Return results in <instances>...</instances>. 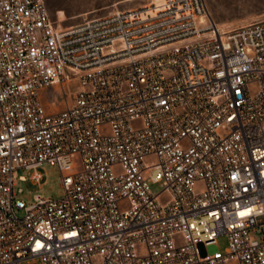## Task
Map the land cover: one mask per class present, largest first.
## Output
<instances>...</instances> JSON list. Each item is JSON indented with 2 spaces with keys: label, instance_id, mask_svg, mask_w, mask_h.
<instances>
[{
  "label": "built area",
  "instance_id": "2783aa9c",
  "mask_svg": "<svg viewBox=\"0 0 264 264\" xmlns=\"http://www.w3.org/2000/svg\"><path fill=\"white\" fill-rule=\"evenodd\" d=\"M42 165L62 193L26 202ZM0 264H264V16L160 0L60 25L0 0Z\"/></svg>",
  "mask_w": 264,
  "mask_h": 264
},
{
  "label": "rangeland",
  "instance_id": "374dc122",
  "mask_svg": "<svg viewBox=\"0 0 264 264\" xmlns=\"http://www.w3.org/2000/svg\"><path fill=\"white\" fill-rule=\"evenodd\" d=\"M52 19L60 25L76 23L84 18L102 15L116 9L140 6L160 0H45ZM207 10L213 22L221 28H229L246 23L264 16V0H205ZM60 84L54 85L43 92V101L48 109H61L71 99L68 95H59ZM56 94V95H55ZM52 95V97H51ZM54 95V97H53ZM41 174L39 181H32L29 176L32 170H19L27 176L25 181H18V186L23 187L19 194L26 202L33 199L35 193L43 196L57 197L62 193L60 174L52 165H42L37 168ZM154 190L159 189L158 184L152 185ZM227 238L220 234L216 240V247L224 250Z\"/></svg>",
  "mask_w": 264,
  "mask_h": 264
},
{
  "label": "bare ground",
  "instance_id": "6f19581e",
  "mask_svg": "<svg viewBox=\"0 0 264 264\" xmlns=\"http://www.w3.org/2000/svg\"><path fill=\"white\" fill-rule=\"evenodd\" d=\"M207 16H209V18H210V15H209V12H208V10H207ZM211 19V18H210ZM205 20H207V17L204 15V14H202V15H200L199 16V21H205ZM212 21V20H211ZM212 23L214 24L215 22H213L212 21ZM218 27H219V25L217 24V23H215ZM221 28V27H220ZM223 29V28H222Z\"/></svg>",
  "mask_w": 264,
  "mask_h": 264
}]
</instances>
